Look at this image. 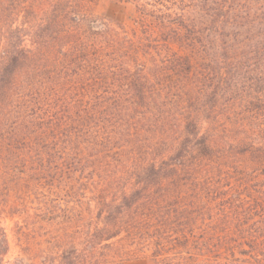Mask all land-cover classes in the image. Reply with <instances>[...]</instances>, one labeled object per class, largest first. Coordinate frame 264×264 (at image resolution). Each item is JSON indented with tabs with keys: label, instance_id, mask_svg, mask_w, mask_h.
Returning a JSON list of instances; mask_svg holds the SVG:
<instances>
[{
	"label": "trees",
	"instance_id": "obj_1",
	"mask_svg": "<svg viewBox=\"0 0 264 264\" xmlns=\"http://www.w3.org/2000/svg\"><path fill=\"white\" fill-rule=\"evenodd\" d=\"M90 1L0 0V264L33 199L48 249L11 264H264V0ZM221 117L262 138L246 193L210 175Z\"/></svg>",
	"mask_w": 264,
	"mask_h": 264
},
{
	"label": "rangeland",
	"instance_id": "obj_2",
	"mask_svg": "<svg viewBox=\"0 0 264 264\" xmlns=\"http://www.w3.org/2000/svg\"><path fill=\"white\" fill-rule=\"evenodd\" d=\"M88 5L91 7L93 17L122 22L127 26L131 24L134 7L130 3L119 0H93L88 2ZM15 25L18 26V22ZM232 119L234 120L233 117ZM240 129L249 130L237 127L234 122L227 120L225 117L211 121L205 119L201 126L202 133L215 137L219 135V143H227L229 141V144L224 145L214 153L212 157H215V160L211 163L213 171L210 175H212V181H219L220 187L218 189L222 191L236 189L241 193H246L248 187L245 185L251 180L254 181L257 175L261 176L263 172V162L259 152L253 151L254 143H252L255 139V141L262 140L261 136H255L252 130L247 135H238V132H241ZM248 135H253L252 137L254 138L250 139ZM239 141L240 143H237ZM230 144L233 146H229ZM215 168L220 170L218 171ZM40 199H43V197L40 196ZM30 205L32 230L25 227H17V216L16 219H1V225L5 228L9 240V252L5 257L4 264H11L19 258H24L26 261H28L29 257L37 261L44 259L43 251L48 249L46 239L51 223L48 222V213H43L41 209H38L41 207L39 200L33 199ZM113 261L114 259H110V262ZM112 264H154V262L148 255L130 256L126 254L122 255V260L116 258Z\"/></svg>",
	"mask_w": 264,
	"mask_h": 264
}]
</instances>
